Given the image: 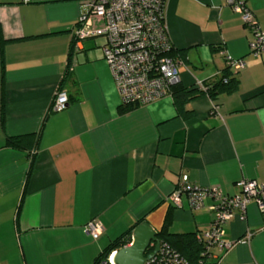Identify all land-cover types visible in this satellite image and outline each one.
Here are the masks:
<instances>
[{
    "label": "crops",
    "instance_id": "crops-1",
    "mask_svg": "<svg viewBox=\"0 0 264 264\" xmlns=\"http://www.w3.org/2000/svg\"><path fill=\"white\" fill-rule=\"evenodd\" d=\"M235 1L264 31V0ZM84 11L83 0H0V264H93L143 222L157 232L166 221L173 234L205 232L215 218L211 199L201 209L187 194L181 207L170 201L183 175L226 195L239 193L242 180L264 181V52L250 53V31L229 0L166 1L169 37L185 52L183 88L221 79L224 54L245 63L232 70L235 92L200 95L187 115L171 96L120 113L106 40L76 44ZM60 90L70 101L56 112ZM26 135L39 138L27 182L32 155L5 147ZM92 220L104 226L96 240L85 233ZM224 240L232 247L221 264H264L256 204L244 221L235 214Z\"/></svg>",
    "mask_w": 264,
    "mask_h": 264
},
{
    "label": "built area",
    "instance_id": "built-area-1",
    "mask_svg": "<svg viewBox=\"0 0 264 264\" xmlns=\"http://www.w3.org/2000/svg\"><path fill=\"white\" fill-rule=\"evenodd\" d=\"M166 1L83 0L85 11L78 21L74 37L76 44L80 46L87 39L99 37L106 40L104 60L116 83L122 107L147 106L171 96V89L181 81L182 61L169 56L174 46L165 23ZM229 4L250 31V53L260 56L264 52V31L255 15L243 3L229 0ZM224 56L231 70L245 67L242 60H235L227 54ZM198 88L205 89L204 85ZM67 105V94L59 92L52 109L61 112ZM238 188L240 191L235 195H226L220 187L196 188L189 184L188 176L183 175L169 197L175 207H181V197L187 194L192 209L204 207L205 199L213 201L210 210L215 214L214 221L208 230L197 235L205 247L206 263L221 264L222 255L232 247L224 240L225 226L237 212L241 220H246L247 209L254 203L264 214V181L242 180ZM103 232L104 226L97 220L90 221L85 227V233L95 240ZM250 236L248 234L247 238ZM147 264L187 262L165 245Z\"/></svg>",
    "mask_w": 264,
    "mask_h": 264
},
{
    "label": "trees",
    "instance_id": "trees-1",
    "mask_svg": "<svg viewBox=\"0 0 264 264\" xmlns=\"http://www.w3.org/2000/svg\"><path fill=\"white\" fill-rule=\"evenodd\" d=\"M71 51L70 57H69V69L72 64V54ZM169 56L172 58H175L177 60L183 61L185 58V52L177 51L175 48L169 53ZM70 73L68 72L64 76L63 82H65L67 79H69ZM205 89H200L198 87H195L193 89H185L183 88L180 83L175 85L171 89V97L174 99V103L176 106V109L181 115H187L185 111V106L188 102H190L192 99L199 97L200 95H208L212 99H216L218 96L222 94H231L236 91L238 88V80L233 77L232 70L227 67L223 73V76L221 79L217 80L214 83L205 84ZM62 90V88H60ZM60 90V92H62ZM70 99L68 98V103ZM4 107V102H2V108ZM135 107L139 106H128V107H122L120 108V113L124 114ZM38 136L36 135H26L21 137H8L5 142L6 148H11L15 150L20 151H27L29 152L31 156V162H30V169L27 175V180H29V177L31 175L34 162H35V156H34V150L37 148L38 144ZM33 152V153H32ZM169 223L164 224L162 229L157 232L158 239L161 240V247L168 246L170 247L174 252L178 253L186 262L187 264H200L204 261L205 264H210L211 262L205 261L206 257H204L205 247L204 245L198 241L197 235L198 233H185V234H173L169 231ZM132 242V233L131 231L126 232L118 239L114 240L107 246L100 255L95 259L93 264H110L109 258L110 256L115 252L119 251L120 249L129 246ZM154 248H150L148 250V254L152 253ZM216 263V262H215ZM213 264V263H211Z\"/></svg>",
    "mask_w": 264,
    "mask_h": 264
},
{
    "label": "water",
    "instance_id": "water-1",
    "mask_svg": "<svg viewBox=\"0 0 264 264\" xmlns=\"http://www.w3.org/2000/svg\"><path fill=\"white\" fill-rule=\"evenodd\" d=\"M150 248L154 250L148 254ZM160 248L161 240L157 237V231L143 222L133 230L131 244L113 253L109 261L112 264H147L159 253Z\"/></svg>",
    "mask_w": 264,
    "mask_h": 264
},
{
    "label": "bare ground",
    "instance_id": "bare-ground-1",
    "mask_svg": "<svg viewBox=\"0 0 264 264\" xmlns=\"http://www.w3.org/2000/svg\"><path fill=\"white\" fill-rule=\"evenodd\" d=\"M111 257V256H110Z\"/></svg>",
    "mask_w": 264,
    "mask_h": 264
}]
</instances>
